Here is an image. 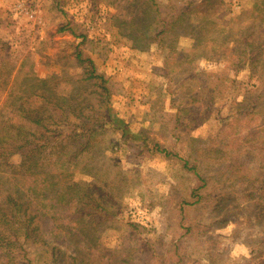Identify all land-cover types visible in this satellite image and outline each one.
<instances>
[{"label":"rangeland","instance_id":"obj_1","mask_svg":"<svg viewBox=\"0 0 264 264\" xmlns=\"http://www.w3.org/2000/svg\"><path fill=\"white\" fill-rule=\"evenodd\" d=\"M143 1L0 0L3 116L10 94L35 84L30 72L57 75L51 86L61 94L86 86L83 98L98 108L82 52L109 80L116 120L75 173L98 178L118 203L112 222L97 226L95 264H264V15L253 10L264 0H210L187 15L205 30L192 34L179 20L162 40L135 32ZM156 1L164 12L169 0ZM78 203L65 197L56 223L88 251ZM55 244L72 252L67 240ZM117 246L125 251L103 250ZM50 256L37 246L31 258Z\"/></svg>","mask_w":264,"mask_h":264},{"label":"trees","instance_id":"obj_2","mask_svg":"<svg viewBox=\"0 0 264 264\" xmlns=\"http://www.w3.org/2000/svg\"><path fill=\"white\" fill-rule=\"evenodd\" d=\"M209 1L195 4L193 0H169L163 12L156 0H144L142 15L133 24L135 32L150 30L152 39L162 40L179 20L191 22L184 29H190L192 34L205 30L203 22L193 25L194 20L187 15ZM259 4L253 10L263 16L264 1ZM203 38H196V46ZM76 59L84 65V83L92 82L90 89L94 88L99 96L98 108L83 98L86 86H71L68 93L61 94L56 91L58 85L51 86L57 75L41 78L30 72L23 75L25 81L32 78L35 84L30 89L24 87L15 99L10 94L7 117L3 116L5 108L0 109V118L6 119L0 120V264H35L38 260L31 256L37 246L51 255L50 264H95L102 233L97 226L112 222L118 213L113 195L97 187L98 178L93 176L92 182L75 179L84 154L95 147L94 136L107 132L116 123L110 106L109 80L82 52L76 53ZM263 93L264 88L258 96ZM13 155L21 157L20 164L10 162ZM67 196L79 202L75 228L93 244L88 251L79 246L83 242L79 235L63 234L65 231L56 223L59 204ZM65 240L71 243L72 252L55 244ZM104 248V252L125 251L118 246ZM122 262L127 264L126 260ZM105 264H113L112 258Z\"/></svg>","mask_w":264,"mask_h":264}]
</instances>
